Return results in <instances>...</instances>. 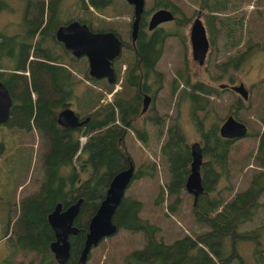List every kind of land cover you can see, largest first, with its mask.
<instances>
[{
    "label": "trees",
    "instance_id": "1",
    "mask_svg": "<svg viewBox=\"0 0 264 264\" xmlns=\"http://www.w3.org/2000/svg\"><path fill=\"white\" fill-rule=\"evenodd\" d=\"M197 1L203 9L211 43H214L215 36H221L224 41L223 57L215 61V67L221 73L240 67L252 51L264 48V41L255 39L250 32L245 15L242 12L233 13L244 0ZM110 3L111 0H87L85 7L102 10ZM152 5L153 8L167 7L173 13H178V25L187 19L185 7L179 0L178 3L176 0H152ZM4 8H9V5L6 0H0V11ZM151 9H146L143 16L146 17ZM47 13L48 17L44 19V0L37 3L27 0L23 27L12 33L0 30V80L13 97L10 117L0 127L20 130L34 127L39 132L42 150L37 157V163L40 164L37 168L39 172L43 171L36 192L18 197L15 195L16 190L26 183L30 168L27 161L20 162L15 192L13 190L9 200L0 201V205L6 206V221L0 227V240L5 239L10 253L0 264L12 263L17 253H31L33 257L27 262L21 260L16 264H58L49 248L54 233L47 216L56 203L60 202L65 208L81 198L79 213L74 220L78 233L69 237L70 256L65 263L76 264L89 220L104 198L110 179L130 161L134 163L124 141L127 129L133 130L144 143L149 140L146 128L135 126V121L143 115L142 93L148 89L146 80L151 77L150 72L160 58L162 38L177 31L165 28L161 32L160 29L151 37L140 33L132 57L120 59L115 67L114 83L91 77L86 68L85 76L101 82L104 90L111 92L118 81L120 88L112 92V98L108 101L98 102L97 98V104L89 95L80 97L75 102L80 111L76 108L74 111L84 122L76 127L65 128L57 123V112L65 106L74 105L76 83L79 84L74 71L80 67L73 66L75 63L72 60L78 58L56 39L55 30L60 22L57 13H54L55 21L52 19L50 5ZM256 15L263 16V11L257 9ZM89 26L93 30L118 29L109 22L101 21L92 22ZM246 31L249 37L245 40ZM128 44L130 42L123 40V47ZM129 61L134 63V71L125 69L120 76L121 65ZM158 81L159 86H162L161 76ZM185 83L187 87L178 94V105L183 101L189 102L190 116L203 141L200 143L204 155L201 168L204 193L191 208L193 222L198 230L166 242L158 237L159 226L140 217L142 202L125 194L114 212L113 222L119 230L140 233L143 242L140 248L125 254L122 264H246L236 244L250 238L239 228L252 222L264 206L260 202L264 195V115L260 127L263 130L260 133L257 131L259 140L253 155L259 169L250 176L248 185L232 196V185H226L229 196H225L216 188V182L223 173L230 178V162L234 161L230 153L234 142L218 132L223 117H215L208 124L206 122L212 112L217 114L210 95H220V91L208 88L200 79L187 77ZM84 107L90 110L84 111ZM236 110L230 109L229 113L245 121ZM148 111L150 115L147 118L155 125L156 137H163L160 153L168 169L164 187L167 197L174 200L168 205V209L174 212L182 203L181 192L189 172V143L179 123L177 111L175 114L166 111L161 113L154 107ZM81 136L85 137L83 141L80 140ZM4 151L5 142L0 138V156ZM156 171L154 161L141 162L135 168L133 178L154 176ZM33 173L28 181L32 179ZM163 195L164 189L161 187L160 201ZM257 235L255 230L251 236L257 250L253 264H264V248L260 249L262 242L256 239Z\"/></svg>",
    "mask_w": 264,
    "mask_h": 264
},
{
    "label": "rangeland",
    "instance_id": "2",
    "mask_svg": "<svg viewBox=\"0 0 264 264\" xmlns=\"http://www.w3.org/2000/svg\"><path fill=\"white\" fill-rule=\"evenodd\" d=\"M6 1L9 8H4L0 11V30L5 33H12L16 30L17 23L20 20L23 0ZM70 1L71 0H64V4ZM146 1L147 6L152 4V0ZM176 3H178V0H176ZM179 3L185 7V15L190 17V19L182 20L181 24L178 25V28H181L180 31L184 33V41L179 36H170L166 39L162 54L157 62V68L164 73V77L162 87L157 93L154 105L161 113L164 111L169 112V114L176 113L177 97L180 89L177 87L175 92L172 93V87L174 82L176 86H179L181 82L179 81L178 83V77L177 80L174 81V77L177 75L178 70L182 71L184 77L193 80L202 79L214 88H220V83L228 85L229 82L232 81H243L249 90L247 99L242 98L240 94L231 89L222 90L220 95H210L214 110L217 114L215 115L212 112L206 122L208 124L212 119H215V117L217 119L219 116L224 118L229 113L230 109L236 110L237 108L236 112L238 116L246 121L249 129L255 132L259 131L261 127V117L264 115V48H257L252 51L240 67L221 73L215 67V61L223 57L222 50L225 46L221 48H215L213 46L209 58L202 65H199L191 57L187 34L190 28V22L196 15V10H201V8L197 0H179ZM121 9L127 10L126 7H121ZM257 9L263 11V16L256 15ZM111 11H114L113 7L107 8L108 13H111ZM241 12L245 15L246 23L249 22L250 32L253 34L254 38L264 41V0H244L233 13ZM130 14L131 11H127L124 12L123 17L119 16L117 18L121 22H126L123 25L125 29L122 28V35L126 40H129V24H127V22L131 18ZM201 17L204 19L203 15ZM164 25L171 30L176 26L174 22H167L164 23ZM248 37L249 33L246 31L244 33V39L246 40ZM217 39L224 44L221 36H217ZM126 56L132 57V51L123 47L117 60L119 57L123 59ZM72 63H75L73 66L77 65L80 67L77 71H74L75 76L78 77L79 84L76 83L77 89H75V91L77 97L73 98V109L76 108L80 111V108L75 105V102L82 96L88 97L89 95V98H91L94 103L96 101L95 104H97V98L99 99L98 102L108 101L112 98V92L104 90L101 82H95L85 76V69L87 68L88 70L86 56H80L78 60H72ZM124 70L125 64H122L119 70L120 76H122ZM104 81H106V79H104ZM116 86L117 89L120 88L119 81L114 85L113 90ZM108 93H111L110 98ZM189 108L190 105L187 101L180 102L178 105L179 123L188 143L200 139L199 130L190 116ZM85 110L90 109L84 107V111ZM149 115L150 111H147L135 121L136 127H145L148 131V142L144 143L130 128L127 129L124 141L134 161L135 168L139 167L141 162L150 163V161H154L157 166V171L154 176L146 175L133 178L126 188L125 194L139 199L142 202L140 217L148 219L151 223L159 226V238L164 239L166 242H172L183 234H192L193 230H198L194 225L191 213L193 197L188 194L184 188L181 192L182 203L179 209L174 212L168 209V205L174 200L173 198L167 197L164 187L168 177V169L165 159L160 153V144L163 137H156L155 125L149 118H145ZM16 129H10L6 126L0 127V138L5 142V151L0 156V201L2 202L9 200L11 197L17 180V172L20 170V162L27 161V163H30V168L27 172V181L21 188L18 187L15 194L16 196L22 197L28 192L29 194L36 192L43 175V171L39 172L37 168V166L40 165L39 162L37 163V157L42 150L39 132L33 127L30 130ZM80 140H84L82 136ZM233 142L234 146L230 153V157L234 158V161L230 162V178L228 179L225 173H223L216 182V188L224 193L225 196H229L225 190L226 185H232L233 189L230 193L232 196L237 190L245 188L249 183L250 176H252L255 170L259 169V166L253 160L258 142L257 135L244 136L235 139ZM33 169L35 171L34 173ZM32 173V179L28 181ZM161 187L164 189L162 201L159 199ZM13 197L14 193L12 194V198ZM260 202L264 204V195L260 198ZM5 208V205H0V227H2L6 221ZM255 230L258 232L256 239H258L260 243L262 242L260 249L264 248V206L260 208L252 222L245 223L239 228L240 232L245 233L246 236H250V238L239 241L236 244L237 251L240 256L244 258L246 264H253L254 257L257 253L255 244L253 243L254 239L251 238ZM142 242L143 239L140 233L118 230L114 235L103 239L96 247L91 249L86 264H122L125 254L132 249L140 248ZM8 256H10V253L7 249L5 239L3 238L0 240V263ZM31 257H33L31 253L27 255L17 253L14 261L9 264H16L21 260L27 262Z\"/></svg>",
    "mask_w": 264,
    "mask_h": 264
},
{
    "label": "water",
    "instance_id": "3",
    "mask_svg": "<svg viewBox=\"0 0 264 264\" xmlns=\"http://www.w3.org/2000/svg\"><path fill=\"white\" fill-rule=\"evenodd\" d=\"M126 1L133 5L131 37L134 40L138 33L139 20L144 9L145 0ZM173 18L174 14L170 9L158 8L151 14L148 28ZM189 35L192 57L199 64H203L208 52L209 40L206 35L205 24L200 17V11L197 12L191 23ZM55 36L74 56H86L88 74L91 77L104 78L108 83L115 82L116 73L113 61L122 51V40L117 34L113 31L93 30L85 22L72 20L60 25L56 29ZM221 86H224V84H221ZM231 88L238 92L242 98H248L249 90L243 81L232 85ZM149 101L150 95L145 94L142 110L146 109ZM12 105L13 97L5 83L0 80V125L9 119ZM56 121L63 127H76L84 122V120L79 119V116L70 106L58 110ZM246 132V122L238 119L232 113H228L219 125V133L225 138L236 139L244 136ZM189 151L191 160L184 188L193 197V203H195L198 197L204 193L201 174L204 155L200 141L190 142ZM134 170V163L130 161L126 167L117 171L110 179L104 198L89 220L88 231L76 264H86L91 249L119 230L113 222V215L125 195L126 188L133 179ZM81 203L82 199L80 198L76 203L63 208L62 204L58 202L47 216V222L54 233V240L49 244V248L58 264H65L69 259L71 247L69 237L78 233L74 220L79 213Z\"/></svg>",
    "mask_w": 264,
    "mask_h": 264
},
{
    "label": "flooded vegetation",
    "instance_id": "4",
    "mask_svg": "<svg viewBox=\"0 0 264 264\" xmlns=\"http://www.w3.org/2000/svg\"><path fill=\"white\" fill-rule=\"evenodd\" d=\"M38 1L40 0H34L35 3H37ZM83 1H85V3H87V0H71L69 3L67 4H64V0H44V4H45V15H44V19H46L48 17V13H47V8H48V5H50L51 7V10H52V19H54L55 21V17H54V13H57V16H58V21L60 22L59 25L56 27V29L62 25V24H65L67 22H70L72 20H78L80 22H85L86 24H91L92 25V22H96V21H101V22H109L111 24H113L114 26H116L118 29H114V28H104V29H97V31H113L115 34H117L119 36V38L122 40V43H123V40L124 41H127V42H130V44H128V46H126L127 49H129V51H132L134 52V47H135V44H136V40L139 36L140 33H142L144 36H147V37H151L153 34H156L158 32V30L161 29V32L162 31H165V25L164 23H167V22H174L175 23V27L174 29L177 30L174 34H169V35H165L163 38H162V46H161V53H160V56L162 54V51H163V48H164V45H165V42H166V39L170 36H179L183 41H184V38H183V35L184 33L180 31L181 28H178V23H179V20H178V13H172L174 14V18L171 19V20H167V21H163V22H160L158 23L157 25H155L154 27L152 28H148V24H149V19L151 17V14L158 8H161V7H157V8H153V5H149L147 6L146 5V0H145V4H144V9L141 13V17H140V20H139V28H138V33H137V36L136 38L133 40L132 37H131V25H132V21H133V5L128 3L126 0H111V3L108 4L106 7H104L102 10H95L92 6H88V8L85 7V3L83 4ZM27 2V0H23V5H22V9H21V14H20V20L19 22L17 23V27H16V30H20L22 27H23V24L25 22V3ZM150 4V3H149ZM113 7L114 8V11H111V13H108L107 12V8H111ZM121 7H126L127 10H122ZM128 7H129V10L131 11V18L130 20H128L127 24H129L128 26V34H129V40H126L123 35H122V28L123 25L126 23V22H121L119 19H117L119 16H124V12H127L128 11ZM150 12L147 14V16H143L144 14V11L146 9H150ZM167 8V7H165ZM202 8L201 10H196V14L197 12L200 11V17L203 15V12H202ZM201 12H202V15H201ZM196 16V15H195ZM204 16V15H203ZM202 18V17H201ZM190 17H187L186 20H189ZM194 19V17H193ZM193 19L191 20L190 22V26H191V23L193 21ZM204 24H205V28H206V21H205V17L204 19L202 18ZM90 22V23H89ZM90 27V26H89ZM125 29V28H124ZM141 31V32H140ZM189 31H190V28H189ZM189 31H188V39H189V44H190V50H191V57H192V49H191V42H190V35H189ZM207 31V29H206ZM56 32V30H55ZM160 32V31H159ZM207 35H208V32H207ZM210 35V34H209ZM208 40H209V48H208V52H207V55H206V59L205 61L209 58V56L211 55V48L214 46L215 48H221V47H224L225 45L223 43H221L218 39H217V36L214 37V43H211V40H210V36H208ZM63 44V43H62ZM64 46V45H63ZM65 48V47H64ZM123 48V46H122ZM66 49V48H65ZM67 50V49H66ZM68 51V50H67ZM70 52V51H69ZM71 53V52H70ZM72 54V53H71ZM73 55V54H72ZM74 56V55H73ZM76 57V56H75ZM80 57V56H79ZM78 58V57H77ZM121 59V57H119V59L117 60V58L113 61V66H114V70L116 69L115 67L117 66L119 60ZM192 59H194L192 57ZM159 60V59H158ZM195 60V59H194ZM116 61H117V64H116ZM196 61V60H195ZM204 61V62H205ZM158 62V61H157ZM157 62H155V65H154V69L152 72H150L151 74V77L146 80L148 82L147 84V87L148 89L146 91H144L142 94L143 96V99L141 100V105L143 107V100H144V95L145 94H148L150 95V101L148 102L147 104V107L145 110H142L141 111L143 112V114L145 112H147L148 110H151L152 107L156 108V106L154 105L155 101H156V98H157V93L158 91H160L161 87L162 86H159V81H158V78L159 76H161V81H163V77H164V73L157 68ZM197 62V61H196ZM198 63V62H197ZM134 63L132 62H128L127 64H125V69H129L131 71H134ZM199 64V63H198ZM199 65H202V64H199ZM139 71L142 75V77H144V73L143 71L139 68ZM182 71H177V75L174 77V79L177 80V77H178V81H181L179 86H176L175 82L173 84V87H172V90H175L177 89H180L179 92L181 91L182 88L184 87H187L186 83H185V79L187 77H184ZM104 79V78H103ZM174 80V81H176ZM202 80V79H200ZM206 86L208 88H211V89H214L213 86H210L209 83H207L206 81L202 80ZM231 81V79H230ZM239 82L241 81H232V82H229L228 85H224V86H221V84H224V83H220L219 84V87L220 88H217L219 89V91L221 92L222 90H225V89H231V86L234 85V84H238ZM245 84V83H244ZM117 88H114L113 91H115ZM216 89V88H215ZM179 94V93H178ZM177 112H178V97H177ZM147 118V117H145ZM80 119V118H79ZM81 120V119H80ZM223 121V119L219 122V125L221 124V122ZM219 125H218V132H219ZM61 126V125H60ZM63 127V126H62ZM34 128V127H33ZM65 128H70V127H65ZM30 130V129H29ZM263 130L262 128L259 129L258 133H260V131ZM255 131H252L251 129H249L248 125H247V134L245 136H253V135H257L258 137V140H259V134ZM220 134V133H219ZM225 138V137H224ZM228 139H231L232 141H235V138H228ZM237 139V138H236ZM198 141H202V138L200 136V139ZM203 142V141H202ZM35 157H36V152H35ZM204 161V160H203ZM202 168V166H201Z\"/></svg>",
    "mask_w": 264,
    "mask_h": 264
},
{
    "label": "bare ground",
    "instance_id": "5",
    "mask_svg": "<svg viewBox=\"0 0 264 264\" xmlns=\"http://www.w3.org/2000/svg\"><path fill=\"white\" fill-rule=\"evenodd\" d=\"M205 29H206V28H205ZM206 35H207V31H206ZM207 38H208V36H207ZM231 90H233V89L231 88ZM233 91H234V90H233ZM235 92H236V91H235ZM237 93H238V92H237ZM246 134H247V132H246ZM246 134H245V135H246ZM245 135H244V136H245ZM244 136H241V137H244ZM241 137H239V138H241ZM237 139H238V138H237Z\"/></svg>",
    "mask_w": 264,
    "mask_h": 264
},
{
    "label": "built area",
    "instance_id": "6",
    "mask_svg": "<svg viewBox=\"0 0 264 264\" xmlns=\"http://www.w3.org/2000/svg\"><path fill=\"white\" fill-rule=\"evenodd\" d=\"M117 86H118V85H117ZM117 86H116L115 88H117ZM111 92H112V91H111ZM110 94H111V93H108L109 98H110ZM84 138H85V137H83V139H84Z\"/></svg>",
    "mask_w": 264,
    "mask_h": 264
}]
</instances>
